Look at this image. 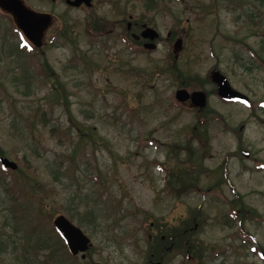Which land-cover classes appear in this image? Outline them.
I'll return each instance as SVG.
<instances>
[{"label":"rangeland","instance_id":"374dc122","mask_svg":"<svg viewBox=\"0 0 264 264\" xmlns=\"http://www.w3.org/2000/svg\"><path fill=\"white\" fill-rule=\"evenodd\" d=\"M147 1L93 0L75 8L65 0H27L57 18L39 51L21 43L0 11V156L31 178L24 186L17 173H0V202L7 199L0 203V264H17L23 244V232L5 221L10 208L39 219L45 235L56 215H67L92 242L78 264H143L150 223L192 217L202 264H214L209 245H223L220 219L229 207L264 217V0ZM129 16L138 23L133 31L147 23L159 32L154 50L127 37L129 48L120 38ZM57 27L65 34L52 36ZM178 37L183 46L174 58ZM44 61L54 75L38 74ZM213 68L250 99L211 93L207 106L224 120L197 116L174 97L179 87L212 90ZM196 124L205 135L193 139ZM172 171L182 174L179 190L165 185L167 174L175 180ZM251 218L248 233L264 235Z\"/></svg>","mask_w":264,"mask_h":264},{"label":"flooded vegetation","instance_id":"af4514ba","mask_svg":"<svg viewBox=\"0 0 264 264\" xmlns=\"http://www.w3.org/2000/svg\"><path fill=\"white\" fill-rule=\"evenodd\" d=\"M129 17L132 18V16ZM145 24L142 23L140 25L138 33H140ZM136 25H138L137 22L126 21V34H122L120 38L128 42L127 37L131 38L134 32L132 28ZM144 41L143 39L142 43ZM165 179L167 181V176H165ZM242 210L244 212L241 214L236 212L232 213L233 215L231 213L228 214L232 215V217L234 216L233 220L235 223L230 219L228 222L223 223L227 228L224 242H221L223 245L217 244L216 239H213L210 243L209 258L211 263L264 264V235L257 237L248 233L245 227L248 224L249 209L244 206ZM238 217L239 219H237ZM251 219H254L259 226H264V217L260 213L254 215ZM150 224L151 228L147 233L150 244L147 248L154 251L146 254L143 264H202L204 256L196 239L199 224L195 217L186 221L181 218L180 221L172 224L166 222L159 226L157 225L158 228L157 226L153 228L152 223ZM233 225H236L235 232L232 230ZM157 250H159V253H156Z\"/></svg>","mask_w":264,"mask_h":264},{"label":"water","instance_id":"95a60500","mask_svg":"<svg viewBox=\"0 0 264 264\" xmlns=\"http://www.w3.org/2000/svg\"><path fill=\"white\" fill-rule=\"evenodd\" d=\"M70 5L79 6L85 3L87 6L91 5V0H66ZM0 7L9 12L17 27L22 30L25 36L37 47L43 44V38L46 30L52 24L53 17L47 12H41L32 9L25 4L23 0H0ZM141 35L149 37L151 40L158 37L157 31L151 27H146ZM133 36L138 39L139 35ZM144 46L149 49L155 48L154 43H145ZM182 48V39L178 38L174 43V53H177ZM211 79L217 85V93L219 96L226 99H238L248 101V97L234 89L226 76L219 70L214 69L211 73ZM176 98L179 101H186L190 99L195 106H204L206 103V93L203 91L189 92L184 88L176 91ZM247 154V153H245ZM0 163L4 167L15 169L16 162L9 160L6 157H0ZM53 224L64 238L68 249L72 254L84 252L90 245L89 237L75 224H73L66 216L60 214L55 217ZM84 256V254L82 255ZM92 264H102L100 262H93Z\"/></svg>","mask_w":264,"mask_h":264},{"label":"trees","instance_id":"16d2710c","mask_svg":"<svg viewBox=\"0 0 264 264\" xmlns=\"http://www.w3.org/2000/svg\"><path fill=\"white\" fill-rule=\"evenodd\" d=\"M151 2L153 5H156L154 0H152ZM11 26L15 31H18L15 28L13 22H11ZM55 32L65 34V28L60 27L59 29H55ZM260 59L264 61L261 56ZM38 72V74L47 76L51 74L54 75V71L49 66L47 61H44L43 65H41V68ZM201 115H203L207 119L214 118L224 120L223 116L219 112L211 108L203 109L201 112L198 113V116ZM199 132L200 131L198 127L193 129L194 134H198ZM5 153L6 152L4 148L0 145V155H5ZM5 171L13 172L14 174L17 173L18 177L16 183H18V181H21L23 183L24 180V186L27 181L31 180L30 176L25 173L24 170L20 167H18L16 170L4 168L0 169V173H4ZM1 186L2 185H0V190ZM29 193H31L32 195L30 199H36L34 189H30ZM5 200H2L0 203L2 204ZM10 210L13 212V214H6L5 221L11 222L12 227H14V229H18V231L23 232L22 248L20 253L17 252V256L15 257L17 264H32L33 261L35 263L39 262V264H78L76 263V258L68 254L67 249L59 236H57L54 232H46V235L43 234L45 232H41L40 225L38 224L40 222L39 219L33 220V218H31L29 221V216L25 217V214H27V212L23 214V212L25 211L24 208L19 211L20 214L23 215H18L16 211H13L12 208H10ZM12 244L17 249L16 241H12ZM8 245L9 243H6V246Z\"/></svg>","mask_w":264,"mask_h":264}]
</instances>
